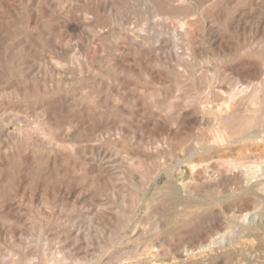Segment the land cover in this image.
Here are the masks:
<instances>
[{
  "label": "rangeland",
  "instance_id": "obj_1",
  "mask_svg": "<svg viewBox=\"0 0 264 264\" xmlns=\"http://www.w3.org/2000/svg\"><path fill=\"white\" fill-rule=\"evenodd\" d=\"M44 263L264 264V0H0V264Z\"/></svg>",
  "mask_w": 264,
  "mask_h": 264
},
{
  "label": "bare ground",
  "instance_id": "obj_2",
  "mask_svg": "<svg viewBox=\"0 0 264 264\" xmlns=\"http://www.w3.org/2000/svg\"><path fill=\"white\" fill-rule=\"evenodd\" d=\"M176 37V36H175ZM176 42V41H175ZM142 46V45H141ZM175 55V54H174ZM262 96V95H261ZM241 108V107H240ZM263 133V132H262ZM252 134V133H251ZM254 134H252L251 136H253ZM207 146V145H206ZM209 151V150H208ZM193 154V153H192ZM198 155V154H197ZM86 156V155H85ZM92 156V155H91ZM186 157V156H185ZM190 157V156H189ZM182 158V157H181ZM180 159V158H179ZM188 159L189 158H186V159H184L183 158V160H181L178 164L179 165H184V164H186V162L188 161ZM190 160V159H189ZM189 162V161H188ZM191 162V161H190ZM177 163V162H176ZM103 165V164H102ZM167 167V166H166ZM169 167V166H168ZM250 168V167H249ZM167 169V168H166ZM169 170V169H168ZM170 170H171V168H170ZM247 170V169H246ZM160 171V170H159ZM161 171H162V169H161ZM163 172V171H162ZM106 173V172H105ZM160 174V173H159ZM172 174V173H171ZM170 174V175H171ZM169 175V176H170ZM160 176V175H159ZM167 176H168V173H167ZM171 176H173V175H171ZM247 176H249V177H251V178H254L255 177V175L253 174V171L250 169V170H247ZM156 177H158V176H156ZM195 178V177H194ZM250 178V179H251ZM154 179V178H153ZM150 181V180H149ZM153 184H155V181H153ZM152 185V184H151ZM148 188H150L149 186H148ZM147 191V190H146ZM143 196V195H142ZM175 198V197H174ZM172 201V200H171ZM176 201V200H175ZM179 204V203H178ZM187 212V211H186ZM185 212V213H186ZM193 213V212H192ZM196 213V212H195ZM191 214V213H190ZM185 215V214H184ZM194 215V214H193ZM178 216V215H177ZM191 217V216H190ZM190 217L188 218V219H190ZM194 217V216H193ZM187 218V217H186ZM183 219V218H182ZM185 219V218H184ZM180 220V219H179ZM185 220H187V219H185ZM123 221V220H122ZM125 221V220H124ZM123 221V222H124ZM183 221V220H182ZM192 221V220H191ZM181 222V221H180ZM190 222V221H189ZM167 223V222H166ZM170 223V222H169ZM184 223H185V221H184ZM183 223V224H184ZM165 225V224H164ZM170 225V224H169ZM174 225H176V223L174 224ZM173 225V226H174ZM185 225V224H184ZM157 226V225H156ZM159 226V225H158ZM171 226V225H170ZM178 226H179V224H178ZM181 226V225H180ZM186 226V225H185ZM175 227V226H174ZM152 231V230H151ZM171 231V230H170ZM150 232V231H149ZM73 233V232H72ZM84 233V232H83ZM148 233V232H147ZM190 254V253H189ZM52 258V257H51ZM53 259V258H52ZM67 259V258H66ZM56 263V262H55ZM70 263V262H69ZM45 264V263H44Z\"/></svg>",
  "mask_w": 264,
  "mask_h": 264
}]
</instances>
